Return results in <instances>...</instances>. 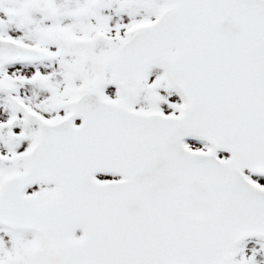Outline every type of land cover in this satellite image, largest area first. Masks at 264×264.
Returning <instances> with one entry per match:
<instances>
[{
  "label": "snow or ice",
  "instance_id": "6c2138e0",
  "mask_svg": "<svg viewBox=\"0 0 264 264\" xmlns=\"http://www.w3.org/2000/svg\"><path fill=\"white\" fill-rule=\"evenodd\" d=\"M0 264H264V0H0Z\"/></svg>",
  "mask_w": 264,
  "mask_h": 264
}]
</instances>
